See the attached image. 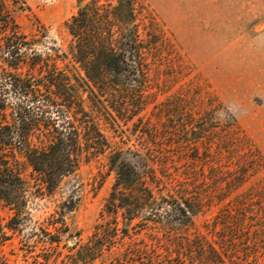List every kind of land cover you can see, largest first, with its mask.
<instances>
[{
  "label": "rangeland",
  "instance_id": "1",
  "mask_svg": "<svg viewBox=\"0 0 264 264\" xmlns=\"http://www.w3.org/2000/svg\"><path fill=\"white\" fill-rule=\"evenodd\" d=\"M4 3L34 50L68 77L71 95L74 76H83L70 59L65 27L76 0ZM132 3L143 73H120L99 102L81 90L85 117L73 102L44 93L55 104L46 115L79 129L78 165L45 195L18 158L31 193L19 231L5 229L11 211L0 204V226L8 234L0 242V264H264V0ZM27 69L23 64L17 73L25 76ZM8 99L14 106L16 98ZM41 104L25 103L29 115L42 117ZM229 104L242 114L220 119ZM30 130L31 144L46 143L41 125ZM114 161L126 162L139 177L116 196L129 204L116 215L126 235L91 260H75L78 245L113 221L107 206ZM65 205L72 206L63 217L67 232L57 243L42 242L54 232L51 214Z\"/></svg>",
  "mask_w": 264,
  "mask_h": 264
},
{
  "label": "trees",
  "instance_id": "2",
  "mask_svg": "<svg viewBox=\"0 0 264 264\" xmlns=\"http://www.w3.org/2000/svg\"><path fill=\"white\" fill-rule=\"evenodd\" d=\"M4 1L0 0V59L4 63L0 67V204L11 211L4 226L6 230L14 232L20 230L19 218L27 212L31 193L17 167L18 158L21 157L35 174L41 194L50 195L60 179L76 169L82 149L78 128L73 125L68 127V124L58 126L51 116L46 115L49 113L46 108L55 104L49 94L44 93H53L65 103L73 102L75 113L85 117L81 90L91 94L92 98L90 95L89 98L92 102H99L108 86L117 84L120 73H143L145 65L142 58L144 46L139 39L132 0H115V3L113 0H76V13L66 21L65 27L71 40L70 59L83 76H74L76 86L70 95L67 90L68 77L56 73L55 64L49 63L47 56L42 57L34 50V40L27 39L17 30L16 23L7 14ZM23 64L29 71L25 76L17 73ZM31 70L40 71V78L34 77ZM109 74L113 80L108 77ZM50 86L55 90L52 91ZM91 87H95L97 92ZM8 96L16 98L14 106L9 103ZM37 101L42 102L39 107L42 117L29 115L25 105ZM103 110L104 114H109L106 109ZM39 125L45 130L46 143L35 146L31 144L30 129ZM85 127L86 130L91 128L88 125ZM86 134L90 139L92 133ZM87 142L85 144L90 146ZM112 166L115 167L116 181L108 200L107 212L113 221L108 229L96 227L92 240L78 245L74 252L75 260H91L98 251L109 248L113 239L126 235V231L119 229L116 215L118 208H128L129 204L125 207L123 199L116 196L121 190L135 187L139 177L124 161H114ZM71 208L68 205L60 206L59 211L51 214L47 224L54 232L42 242H59L61 233L68 230L64 212ZM130 218L124 215V219ZM7 236L0 226V242L6 240Z\"/></svg>",
  "mask_w": 264,
  "mask_h": 264
},
{
  "label": "clouds",
  "instance_id": "3",
  "mask_svg": "<svg viewBox=\"0 0 264 264\" xmlns=\"http://www.w3.org/2000/svg\"><path fill=\"white\" fill-rule=\"evenodd\" d=\"M238 114H242L240 111V108L238 105L235 104H229L226 108V110H222L219 113V118L222 120L227 121V119L229 118V116H237Z\"/></svg>",
  "mask_w": 264,
  "mask_h": 264
}]
</instances>
